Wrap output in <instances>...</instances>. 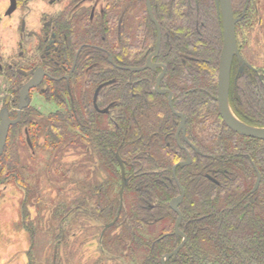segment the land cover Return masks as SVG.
Listing matches in <instances>:
<instances>
[{
  "label": "flooded vegetation",
  "instance_id": "af4514ba",
  "mask_svg": "<svg viewBox=\"0 0 264 264\" xmlns=\"http://www.w3.org/2000/svg\"><path fill=\"white\" fill-rule=\"evenodd\" d=\"M134 1L15 0L14 10L6 15L10 1L3 0L4 6L0 10V82L3 81L5 86L0 87V92L5 93L6 99L1 100V109L5 106L9 118L18 119L16 124L9 127L8 134L11 132L14 137L18 159L21 163L27 161L31 171L26 180L13 177V187L19 194L17 199H20L18 205L17 199L10 197L12 207L17 206L15 215H12L14 224L17 222L18 228H21L24 203L28 196L32 201L26 210L30 226L33 228L40 218L42 226H48L49 218L48 205H35V199L42 197L47 200L49 197V200H54L55 195H68L70 198L79 195L75 182L81 178L80 150L82 144H88L79 134L85 125L99 124L97 115L110 114L106 119L113 121L112 116L117 113L114 101L105 103L104 99H101L98 104V99L101 91L118 84L123 91V102L130 109L131 119L125 122L123 129L125 141L128 143L131 140L130 135L135 133L133 141L141 147L138 157L153 162L158 167H167L169 173L161 176L170 179L169 190L175 191H172L173 195L166 206V213L173 215L171 239L175 246L160 257L159 263L170 264L173 260L172 263L180 264V252L186 247V264H230L226 262L229 260L233 261V264H258L254 252L260 250L263 255L264 242L257 238L253 241L241 239L236 243L231 242L236 251L234 250L229 260L223 251L215 255L207 254L208 256L198 255L199 252L196 254L193 251L194 246H199V242H193V238L199 233L210 239V215L204 214L203 211L202 215H198L201 212L198 210L201 204L199 194L202 199L203 192L197 187V191L193 190L187 194L177 176L178 169L199 165V172L192 173L191 176L203 186L211 185V188H214L213 186L218 185L220 192L226 189L227 181H230L224 169L219 165L212 166L222 163L221 158L211 157L208 152L211 140L214 139V145L216 140H223L225 128L230 130L219 114L217 103L218 68L223 43V21L217 1L167 0L169 6L175 10L181 9L182 13L187 11L189 17L196 12L200 20H197L196 24L189 20L188 29L195 47L200 49L184 44L180 46L177 43L180 38L177 35L178 27L166 22L168 12L164 10V0H156L155 4L148 0L149 6L147 0H142L145 15L141 10L140 0L139 6L135 5ZM230 2L235 21L237 52L232 57L229 70L228 102L233 114L240 121L250 126L258 125L264 121V0ZM33 3H38L41 8L35 20L32 18L30 7ZM153 5L157 6L154 11ZM105 12H111L114 18V23L107 27L108 30H103L102 35L98 37L94 33L89 34L83 41L72 40V27L75 28L82 21L94 27L100 19L103 21ZM148 24L150 30H146L149 28ZM76 30L78 31V28ZM115 55L119 57V61ZM180 67H186L187 72L184 73ZM98 68L101 70L97 72ZM199 74H208L210 86L197 82ZM33 80L37 85L30 88L23 102L27 103V106L20 109V92ZM89 86L91 101L86 96ZM98 88L100 89L96 93ZM212 89L215 90L214 95L210 94ZM197 99L199 100L196 101ZM35 100L53 104L54 110L45 111L42 106L33 103ZM211 101L215 102L217 111L214 107L211 108ZM143 121L146 122L142 123ZM67 122H72L76 129L69 133V140L60 144V153L49 155L48 152H43L42 148L51 143L56 130L62 132ZM39 133L42 136L38 138L36 136ZM90 140L91 143L96 142L93 137H90ZM88 152L85 160L89 163L90 179L96 181L98 175L104 178L103 173L97 172L98 161L103 160V154L96 148ZM116 154L119 156L116 151L113 153V159L119 169L121 187L120 164L123 166L127 183L128 178L125 164L120 156L121 163L119 162ZM105 159L112 162V158ZM37 163L42 165V169L36 168ZM57 167L59 173L63 172L67 179L63 182L58 180L56 185L55 179L59 175L56 173ZM257 173L256 171L255 182ZM222 174L226 176L224 180ZM259 176L257 189L253 191L254 182L250 194L241 197L236 222L242 221L249 209H256L259 202L254 193L260 187L261 175ZM40 178L45 182L42 190L35 187ZM2 189L6 187L0 182V190ZM180 196L177 213L172 210L171 204ZM186 197L191 198L188 206L184 202ZM122 205L119 210V202L116 217L104 224L101 234L117 221ZM191 210L192 216L185 217L184 214ZM179 217L178 229L183 237L176 235L174 230ZM220 221L221 219L218 222ZM111 223L112 226L105 228ZM91 224L95 226L98 223ZM46 226L43 229H46ZM261 227L264 228V223ZM182 229L192 236L190 249L188 237ZM27 236L30 245H33L35 240ZM219 236L220 249L223 235ZM181 244L183 246L176 255L168 260L164 259ZM142 259L143 257L140 258Z\"/></svg>",
  "mask_w": 264,
  "mask_h": 264
},
{
  "label": "trees",
  "instance_id": "16d2710c",
  "mask_svg": "<svg viewBox=\"0 0 264 264\" xmlns=\"http://www.w3.org/2000/svg\"><path fill=\"white\" fill-rule=\"evenodd\" d=\"M154 2L156 3V0H152L153 4H155ZM164 2L166 5L164 10L166 13L168 12L167 21H165L168 24H176L178 27L177 35L180 38L177 43L180 46L184 44L185 46L196 48L191 32L188 29L189 20L194 21L195 24L197 20H200L196 12L189 17L187 16V11L184 10L182 13L181 9L175 10L169 6L167 0H164ZM134 3L139 6L138 0H135ZM140 4L141 10L145 15L142 0H140ZM156 7L153 5V11ZM155 15H157L156 12ZM112 22L114 23V18L111 12L107 14L105 12L103 21L100 19L98 24H94V27L89 26L90 23L82 21L75 28H71L73 31L72 40L75 42L78 40L83 41L88 38L89 34L93 35L94 33L98 37L102 35L103 30H108L107 27ZM213 27L215 26L213 25ZM77 28L78 31L76 30ZM146 30H150V25ZM193 37L195 36L193 35ZM214 39L216 40L217 37ZM115 56L119 61V57ZM202 58H204V54ZM178 62H180V57ZM180 68H182L184 73L187 72L186 67ZM100 70L98 68L97 72ZM207 76L208 74H199L197 82L200 85L210 86L209 77L207 78ZM214 89L210 91V94L214 95ZM86 94L91 101L90 86L87 88ZM122 95L123 91L118 87V84H114L108 90L104 89L101 91L98 104L101 99H104L105 103L111 100L115 103L114 107L117 113L112 116L113 121L106 119L110 114L97 115L99 124L85 125L79 134L88 143L87 145L82 144L80 150L81 178L79 177L75 182V188L79 195L74 198H70L68 195L63 197L55 195L54 200H49L48 197V202L41 204L48 205V226L44 225L43 227L42 218H40L33 228L30 226L26 210L30 206L32 199L29 196L26 198L23 208V223L20 224L21 228L19 230L26 232L30 238L35 240L34 243H42L44 247L41 251L44 256L41 259H37L33 255L29 256L30 252H28V264H31L29 258L36 261L49 260V264H52L54 253L55 264H160V257L175 246V242L171 239L173 215L166 213L167 203L175 191L169 190L171 188L170 179L161 176L169 173V170L167 167H158L153 162H147L138 157L141 147L139 143H134L133 141L135 133L133 136L130 135L131 140L128 143L125 141V134H123L124 124L131 118L129 116L130 109L124 104ZM67 96H69L68 93ZM71 97L73 98V95ZM72 105L75 106V103ZM213 107L216 109V104L211 101V108ZM145 122L143 121L142 123ZM137 123L139 122L137 121ZM251 125L253 127H262L264 126V121L258 123V125ZM75 129L76 126L72 122H67L62 132L57 129L51 138V143L43 147L45 150L42 148L43 152L55 155L61 151L60 144L69 140L68 138L71 136L69 133ZM224 131V141L216 140L215 144L212 145L214 140L212 139L208 152L211 157L221 158L222 160V163H216L212 166L219 165L225 170V174L229 176L230 181H227L225 190L218 192L220 190L218 185L211 188V185L204 184L203 186L200 181H196L191 174L199 172V165L178 169L177 176L187 194L193 190L197 191V187L203 192L202 199L201 194H199L201 204L198 206V210L201 212L198 215H202L203 212L210 215V229L208 231L210 239L199 233L193 238V242H199L198 245L200 247L194 246L193 251L196 254L199 252L198 255L206 256H208L207 254L215 255L223 251L229 260L236 251V247L231 242L236 243L241 239H251L253 241L256 238L264 242V228L261 227L264 223V141L238 136L227 128ZM130 132L131 134L133 133L132 131ZM41 136L42 134L39 133L36 137L39 138ZM30 137L33 140L32 132H30ZM90 137H93L96 142L91 143ZM13 138L10 132L3 155L0 158V182L3 184L11 183L13 185L14 176L17 179L26 180L21 172H26L28 165L23 166L24 163H21L18 159V149L15 147ZM94 148L103 154L101 156L103 160L98 161L97 172L103 173L104 178L98 175L96 181L91 180L89 163L85 160L86 155L89 153L88 151ZM116 151L125 164L128 183L124 189L123 205L117 221L111 228L101 234L104 224L116 217L119 206L120 173L113 159V153ZM72 153L75 154V152ZM106 157L112 158V162L105 159ZM256 171L261 175L260 187L254 193L259 203L256 205V209L247 211L246 217H243L242 221L236 222V213L241 206V197L250 194L256 179ZM56 173H59L58 167L56 168ZM56 177L55 180L57 182L58 180L63 182L67 179L63 172ZM221 177L224 180L226 176L222 174ZM189 198L186 197V201H184L186 206H188V201L191 199ZM39 199L41 200V198ZM192 214L193 211L191 210L184 216H192ZM220 219L221 221L218 222ZM45 221L47 222V218ZM91 222H97L98 224L93 226ZM45 226L47 228L43 229ZM184 233L188 237V248L190 249L192 236L186 230H184ZM219 234L223 235L220 249L218 248ZM30 247L33 249L34 244L30 245ZM204 249L210 251L206 252ZM46 250L47 255H45ZM186 252V247H184L180 252V264H186V257L184 256ZM141 257H143L142 260H140ZM254 258L258 264H264V253L262 255L260 250L254 252ZM172 262L173 260L170 264H179L178 262ZM226 262L233 264L231 260Z\"/></svg>",
  "mask_w": 264,
  "mask_h": 264
},
{
  "label": "water",
  "instance_id": "95a60500",
  "mask_svg": "<svg viewBox=\"0 0 264 264\" xmlns=\"http://www.w3.org/2000/svg\"><path fill=\"white\" fill-rule=\"evenodd\" d=\"M9 1H10V5L6 11V15H9L10 13H12V11L14 10V6H15V0H9ZM216 1L220 9V13L222 16V21H223V43H222V49H221L220 59H219L218 82H217V103H218L219 114L224 124L236 134L243 136V137L264 141V127H253V126L243 123L233 114L229 106V102H228L229 70H230L232 57L237 52L236 44H235V31H234L235 21L232 16L230 0H216ZM147 5L149 6L148 0H147ZM148 11L150 13V16L152 17L150 9H148ZM36 85H37L36 81L33 80V81H29L22 88L20 92V100H21V105L19 107L20 109L27 106V103L26 104L23 103L24 99L28 91L30 90V88L35 87ZM99 89L100 88L96 90V93L99 91ZM17 122H18V119L11 120L9 118V113L5 106L0 110V157L2 156L4 148L6 146L9 127L11 125L16 124ZM116 156L120 162L119 156L117 154ZM120 165L122 168V184H121L120 191H119V202H120L119 210L121 208L122 201H123V198H122L123 190L127 184V179L123 175V166L122 164ZM174 170H175V167H174ZM259 181H260V176L257 173V180L255 182L253 191L257 189L259 185ZM180 201H181V196L175 199L174 203L171 204L172 210L177 213H178L177 205ZM179 222H180V217L177 219L175 223V228H174L175 234L176 235L179 234L183 237L184 235L181 234L178 229ZM110 226H112V223L107 225L105 228H109ZM182 246L183 244L177 247L176 250H174L172 253L166 255L164 259L168 260L171 256L176 255L178 251L182 248ZM162 264H164V262H162Z\"/></svg>",
  "mask_w": 264,
  "mask_h": 264
},
{
  "label": "rangeland",
  "instance_id": "374dc122",
  "mask_svg": "<svg viewBox=\"0 0 264 264\" xmlns=\"http://www.w3.org/2000/svg\"><path fill=\"white\" fill-rule=\"evenodd\" d=\"M3 4V0H0V10L3 8ZM30 7L32 8L31 11L33 13L32 18L35 20L37 18V13L41 11L40 5L38 3H33L32 5H30ZM4 86L5 85L3 81H1L0 87L3 88ZM4 98L6 99L5 93L0 92V110L2 107L1 100ZM33 103L42 106L45 111L54 110L53 104H44L38 100H35ZM27 163L28 162L25 161L23 166H27ZM35 166L39 169H42L41 164ZM21 174H23L26 178L30 176L31 171L30 169H27L26 172L22 171ZM55 184H58L56 180ZM5 187L6 189L0 190V264H28L27 252H30L29 256L33 255L34 257H37V259L43 258L44 255L41 253L42 249L44 248L43 244L34 243V248L31 249L26 232L19 230L17 222L14 224L15 220H13L12 215H15V210H17V206L12 207L13 204L10 203V197L12 196L17 199L19 194L14 189L13 185H11V183L5 184ZM35 187L38 190H42L43 187H45V182L43 181V178L38 179L37 185ZM16 202H18L19 205L20 199H17ZM46 202H48V199L44 200L41 197V200L39 198L35 200V205L42 206L41 204H44ZM38 211H40V208H38ZM45 255H47V250L45 251ZM29 259L31 261V264H49V260L47 261L42 259L36 261L32 258Z\"/></svg>",
  "mask_w": 264,
  "mask_h": 264
}]
</instances>
